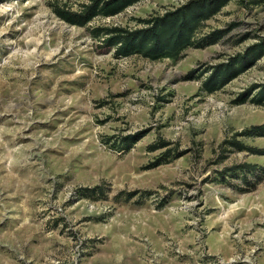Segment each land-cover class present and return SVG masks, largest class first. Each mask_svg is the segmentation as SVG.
I'll return each instance as SVG.
<instances>
[{
  "label": "rangeland",
  "instance_id": "rangeland-1",
  "mask_svg": "<svg viewBox=\"0 0 264 264\" xmlns=\"http://www.w3.org/2000/svg\"><path fill=\"white\" fill-rule=\"evenodd\" d=\"M54 1L89 0H0V264H264V135L240 134L264 125V104L258 88L235 103L264 83V55L201 89L210 67L264 47V0H230L196 34L226 30L217 43L158 59L116 57L90 29L189 0L85 27Z\"/></svg>",
  "mask_w": 264,
  "mask_h": 264
},
{
  "label": "trees",
  "instance_id": "trees-1",
  "mask_svg": "<svg viewBox=\"0 0 264 264\" xmlns=\"http://www.w3.org/2000/svg\"><path fill=\"white\" fill-rule=\"evenodd\" d=\"M139 1L142 0H89L87 3H83L79 9H73L54 1L51 3V7L61 20L70 25L85 27L98 16L117 15ZM229 1L189 0L162 15L139 20L142 23L140 27L99 26L91 28L90 33L94 38L100 40L101 48H114L116 57H127L133 54H139L150 59L165 56L177 57L188 47L203 48L217 43L223 37L226 30H215L201 38H197L196 34L204 22L217 14ZM263 55L262 43H256L246 48L243 53L232 57L228 62L210 67L208 69L209 74L203 80L201 89L209 94L220 90ZM254 88L259 90L252 100L257 104H264V83L249 89L246 93H241L235 103L244 102ZM263 130L264 125H256L240 134L261 136L264 135ZM143 134V132H137L123 136L121 141L124 148L129 150ZM231 144L239 149L247 148L237 140H232ZM152 148L157 147L153 145ZM247 166L254 167L255 165L248 164ZM97 188L100 189V187H94L84 190L96 191Z\"/></svg>",
  "mask_w": 264,
  "mask_h": 264
}]
</instances>
